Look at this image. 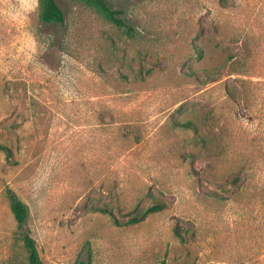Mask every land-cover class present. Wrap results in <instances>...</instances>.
Wrapping results in <instances>:
<instances>
[{
  "label": "rangeland",
  "instance_id": "374dc122",
  "mask_svg": "<svg viewBox=\"0 0 264 264\" xmlns=\"http://www.w3.org/2000/svg\"><path fill=\"white\" fill-rule=\"evenodd\" d=\"M106 1L132 36L0 0V264H26L7 188L44 264H264V0Z\"/></svg>",
  "mask_w": 264,
  "mask_h": 264
},
{
  "label": "trees",
  "instance_id": "16d2710c",
  "mask_svg": "<svg viewBox=\"0 0 264 264\" xmlns=\"http://www.w3.org/2000/svg\"><path fill=\"white\" fill-rule=\"evenodd\" d=\"M82 3L93 7L102 17L112 22L113 24L123 27L124 32L132 36L133 29L127 25L125 18L122 17L123 11L121 9H113L106 0H80ZM38 16L43 23H62L64 15L56 0H38ZM201 54V53H199ZM176 125L186 129L196 130V125L192 121L176 122ZM0 150L9 158L12 154L11 149L0 144ZM6 195L9 200V208L16 222L17 230L20 232L23 248L25 251L26 264H44L38 254L35 240L25 230L29 210L27 205L18 197V195L11 189H6ZM164 205L155 203L148 206L142 212L128 218L125 224H136L142 222L149 214L163 210ZM102 212H107L105 209H99ZM160 264H168L162 261Z\"/></svg>",
  "mask_w": 264,
  "mask_h": 264
}]
</instances>
